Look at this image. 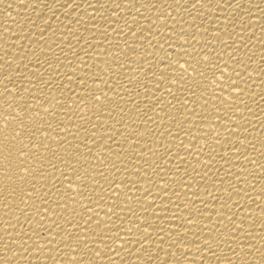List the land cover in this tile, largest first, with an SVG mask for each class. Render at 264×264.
Returning a JSON list of instances; mask_svg holds the SVG:
<instances>
[{
	"label": "bare ground",
	"instance_id": "6f19581e",
	"mask_svg": "<svg viewBox=\"0 0 264 264\" xmlns=\"http://www.w3.org/2000/svg\"><path fill=\"white\" fill-rule=\"evenodd\" d=\"M0 148V264H264V0H0Z\"/></svg>",
	"mask_w": 264,
	"mask_h": 264
},
{
	"label": "snow or ice",
	"instance_id": "6c2138e0",
	"mask_svg": "<svg viewBox=\"0 0 264 264\" xmlns=\"http://www.w3.org/2000/svg\"><path fill=\"white\" fill-rule=\"evenodd\" d=\"M197 2H199V0H197ZM193 7H195V4L193 5ZM181 47H182V46H181ZM184 63H188V61L185 60ZM198 63H199V61H198ZM190 67H192V70H193L194 72H197V68H196L194 65H190ZM214 67H215V66H214ZM180 68L182 69V68H183V65H180ZM173 70H174V71H177L178 75H180L181 78L183 77L184 74H186V71H187V70H184L183 72H180V71L177 70V69H173ZM224 71H225L224 69H220L221 75L224 74ZM198 74H199V75H203L202 72H199ZM164 75H165L164 73H161V76H162V77H163ZM229 86H231V85H229ZM5 90H7V89H5ZM104 95H105V97H106V93H105ZM95 99H96L97 101H99V97H98V96L95 97ZM16 135H17V137L20 136V135H21V132H20V131H17V132H16ZM13 139H15V137H14ZM26 147H27V145H23V146L17 151V154H16V169H15V170L19 171V170L22 168L23 171H24L25 173H28V172L31 171V169H30L29 167H24V166L27 164V161H25V160H23V159L21 158V157H23V155H24V148H26ZM0 156H4V151H3L2 148H0ZM11 156H12V152H11V150H9V152H8V156H5V157H4V159H5L6 161H8L7 167H4V171H8L9 168H13V163H12V161L9 159V157H11ZM0 167H3V162H0ZM74 171H75V169H74ZM69 183H71V181H69ZM85 186H86V185H85Z\"/></svg>",
	"mask_w": 264,
	"mask_h": 264
}]
</instances>
